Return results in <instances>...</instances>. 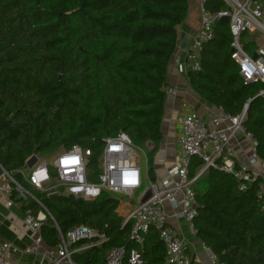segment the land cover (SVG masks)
I'll list each match as a JSON object with an SVG mask.
<instances>
[{
    "label": "trees",
    "instance_id": "16d2710c",
    "mask_svg": "<svg viewBox=\"0 0 264 264\" xmlns=\"http://www.w3.org/2000/svg\"><path fill=\"white\" fill-rule=\"evenodd\" d=\"M205 1L214 14L231 10L224 0ZM189 9V0H0V170L11 173L51 214L41 226L49 247L60 243L55 225L63 233L86 225L108 237L75 252L77 264H103L111 248L131 245L130 224L116 211L120 197L104 191L87 201L63 188L49 195L28 184L20 171L33 154L51 160L75 144L98 150L103 138L124 132L135 147L147 149L148 174L155 181L168 69ZM251 36L242 34L250 53L256 48ZM232 42L230 17L218 16L201 51V67L188 72L189 82L206 103L231 115L248 106L244 125L264 160L262 85L243 82ZM200 166L194 158L191 178ZM51 173L56 183V172ZM262 182L257 176L241 191L233 175L210 169L193 184L196 235L225 264H264ZM14 199L34 215L41 211L31 198L14 194ZM139 249L140 264H168L154 230Z\"/></svg>",
    "mask_w": 264,
    "mask_h": 264
},
{
    "label": "built area",
    "instance_id": "2783aa9c",
    "mask_svg": "<svg viewBox=\"0 0 264 264\" xmlns=\"http://www.w3.org/2000/svg\"><path fill=\"white\" fill-rule=\"evenodd\" d=\"M224 1L231 10L214 14L205 9L206 1L200 0V25L189 44L186 59L177 60V70L188 74L189 71L200 69L201 51L204 43L213 36V24L218 16L227 15L230 17L233 36L232 58L239 66L240 76L245 84L260 83L262 87L259 95L264 97V3L260 0ZM244 32L257 37L256 48L252 53L244 47ZM254 53L256 58H253ZM166 92L175 95L177 89L170 87ZM246 114L247 106L239 115H231L222 107H217V113L208 120L192 111L179 117L180 158L168 170V177L159 183L149 177L147 156L146 169L143 171L136 160V147L124 132L103 138L98 150L75 144L62 150L51 160L38 159L31 169L26 166L20 173L33 188L49 195L58 194L59 188H63L64 194L87 201L96 199L104 191L119 196L120 203L122 197L136 200V204L122 216L124 223L130 224L131 245L111 248L103 264H140L142 253L139 247L152 230L166 248L168 264H194L186 253L184 238L169 222L165 204L169 203L177 208L176 216L184 218L195 231L193 219L196 216V196L193 184L204 172L219 169L233 175L239 181L241 191H245L257 176H261L263 182L258 195L263 199L264 210V160L257 153V139L244 125ZM238 134L250 143V155L246 163L240 161L235 154L234 138ZM194 158L201 161V166L196 176L191 178L189 169ZM51 169L56 172V183H53ZM148 189L152 191V197L148 202L141 203ZM14 194L20 198L33 199L40 205L41 211L34 215L31 210H27L23 219L27 232L33 236L30 245L20 249L12 242L0 239V264H22L16 258L18 253L40 255L37 264H77L73 258L75 252L108 242L105 234L86 225L76 226L66 233L56 225L60 243L54 248H43L45 242L41 226L47 217L52 218L51 214L11 173L1 169L0 197L6 198L7 204L11 206L15 200ZM82 241V246L74 247ZM203 252L210 264H225L210 247L203 245Z\"/></svg>",
    "mask_w": 264,
    "mask_h": 264
},
{
    "label": "crops",
    "instance_id": "0c3cea01",
    "mask_svg": "<svg viewBox=\"0 0 264 264\" xmlns=\"http://www.w3.org/2000/svg\"><path fill=\"white\" fill-rule=\"evenodd\" d=\"M190 9L186 20L178 27V43L175 55L168 69L167 87L177 89V94H168L165 101V112L162 121L163 141L153 157V167L156 182H162L168 177V170L178 163L180 158V125L177 122L179 117L187 112H196L203 119L208 120L217 113V107L206 103L194 90L189 82L188 74L179 73L176 67L178 59H186L190 42L196 34L200 25V0H189ZM256 41L257 37L251 34ZM255 48H253L254 50ZM236 157L245 163L250 155V143L241 134L234 138ZM199 171V170H197ZM198 173V172H197ZM7 199L0 197V239H5L22 249L32 242V235L27 232L23 219L26 209L22 201L14 200L9 206ZM136 204L135 199L122 197L117 213L122 217ZM165 210L169 215V222L173 228L184 238L186 253L193 260L194 264H210L203 252V243L198 239L184 218L176 216L178 209L165 204ZM49 247L46 243L43 248ZM16 258L22 264H37L40 255L16 254Z\"/></svg>",
    "mask_w": 264,
    "mask_h": 264
},
{
    "label": "water",
    "instance_id": "95a60500",
    "mask_svg": "<svg viewBox=\"0 0 264 264\" xmlns=\"http://www.w3.org/2000/svg\"><path fill=\"white\" fill-rule=\"evenodd\" d=\"M256 57H257V55H256V53H254L253 58H256ZM59 78H61V76H59ZM247 110H248V106H247ZM38 159H39L38 156L36 154H33L29 159H27L26 166L29 169H31L38 162ZM151 197H152V191L150 189H148L145 192V194L141 200V203L148 202L151 199ZM55 227H56V225H55Z\"/></svg>",
    "mask_w": 264,
    "mask_h": 264
},
{
    "label": "rangeland",
    "instance_id": "374dc122",
    "mask_svg": "<svg viewBox=\"0 0 264 264\" xmlns=\"http://www.w3.org/2000/svg\"><path fill=\"white\" fill-rule=\"evenodd\" d=\"M261 2L263 3V0H261ZM135 150L137 153L136 154V160L140 163V166L143 169V171H145V169H146V156L148 159V151H147V149H141V148H137V147ZM198 170H200V168ZM145 187H146V184L143 186V189Z\"/></svg>",
    "mask_w": 264,
    "mask_h": 264
}]
</instances>
